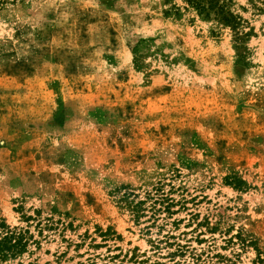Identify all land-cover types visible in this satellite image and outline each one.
I'll use <instances>...</instances> for the list:
<instances>
[{
  "label": "rangeland",
  "instance_id": "374dc122",
  "mask_svg": "<svg viewBox=\"0 0 264 264\" xmlns=\"http://www.w3.org/2000/svg\"><path fill=\"white\" fill-rule=\"evenodd\" d=\"M0 0V264H254L264 0Z\"/></svg>",
  "mask_w": 264,
  "mask_h": 264
},
{
  "label": "trees",
  "instance_id": "16d2710c",
  "mask_svg": "<svg viewBox=\"0 0 264 264\" xmlns=\"http://www.w3.org/2000/svg\"><path fill=\"white\" fill-rule=\"evenodd\" d=\"M188 5L195 8L206 17L214 16L227 24L234 22L233 16L226 6L219 0H185ZM28 232H15L0 223V261L15 258L26 252L31 238L26 237ZM257 255L254 264H264V251L256 249Z\"/></svg>",
  "mask_w": 264,
  "mask_h": 264
}]
</instances>
